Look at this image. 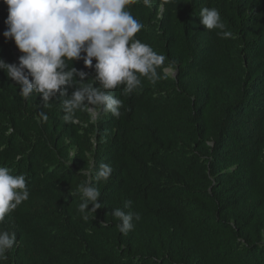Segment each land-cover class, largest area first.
Masks as SVG:
<instances>
[{"label": "trees", "instance_id": "trees-1", "mask_svg": "<svg viewBox=\"0 0 264 264\" xmlns=\"http://www.w3.org/2000/svg\"><path fill=\"white\" fill-rule=\"evenodd\" d=\"M205 7L230 38L200 24ZM129 11L144 26L136 39L171 71L113 90L118 118L66 122L59 94L24 99L0 70V166L30 193L0 223L17 237L0 264H264V0H133ZM7 15L0 0V59L18 64ZM72 66L92 83L94 68ZM101 163L113 173L97 183ZM89 179L102 207L84 220L78 186ZM118 207L141 217L127 234Z\"/></svg>", "mask_w": 264, "mask_h": 264}, {"label": "clouds", "instance_id": "clouds-1", "mask_svg": "<svg viewBox=\"0 0 264 264\" xmlns=\"http://www.w3.org/2000/svg\"><path fill=\"white\" fill-rule=\"evenodd\" d=\"M3 3L8 7L3 35L14 41L22 55L18 64L0 59V70L19 86L24 99L36 94L48 104L59 94L66 122L76 123L78 111H86L93 118L101 112L118 118L123 101L112 94L113 90L123 86V94H131L141 86V77L155 83L162 74L171 71L170 62L165 66L164 55L136 39L144 26L129 11L133 0H3ZM143 3L150 5L151 0ZM199 17L207 30H220L217 34L225 39L232 36L224 31L218 9L202 8ZM80 60L86 68H94L92 83L84 82L86 72L72 66ZM68 88L74 89L70 96ZM40 117L48 119L45 113ZM112 173L110 164L101 163L94 180L107 182ZM78 192L82 218L87 220L93 214L95 217L102 207L98 203L101 192L91 179L80 183ZM29 195L25 175H13L10 168L0 166V223ZM131 203L126 201L124 208ZM111 215L120 221L117 227L123 234L133 230V221L141 218L139 213L125 212L119 207ZM16 244L15 232L0 229V262L7 260V252Z\"/></svg>", "mask_w": 264, "mask_h": 264}]
</instances>
